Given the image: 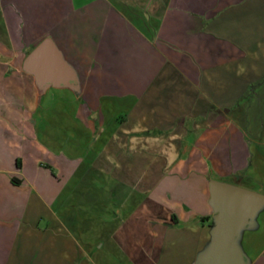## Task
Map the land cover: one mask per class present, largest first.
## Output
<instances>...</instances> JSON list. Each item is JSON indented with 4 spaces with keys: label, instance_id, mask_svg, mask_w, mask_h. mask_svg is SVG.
I'll return each instance as SVG.
<instances>
[{
    "label": "crops",
    "instance_id": "obj_1",
    "mask_svg": "<svg viewBox=\"0 0 264 264\" xmlns=\"http://www.w3.org/2000/svg\"><path fill=\"white\" fill-rule=\"evenodd\" d=\"M212 180L264 197V0H0V264H202ZM235 242L264 264V200Z\"/></svg>",
    "mask_w": 264,
    "mask_h": 264
},
{
    "label": "water",
    "instance_id": "obj_2",
    "mask_svg": "<svg viewBox=\"0 0 264 264\" xmlns=\"http://www.w3.org/2000/svg\"><path fill=\"white\" fill-rule=\"evenodd\" d=\"M23 68L32 73L41 86L74 84L77 77L62 59L51 39L42 40L24 59ZM261 193L236 184L212 180L210 203L215 211L209 250L201 257L202 264H244L236 233L247 224L248 216L263 202Z\"/></svg>",
    "mask_w": 264,
    "mask_h": 264
},
{
    "label": "rangeland",
    "instance_id": "obj_3",
    "mask_svg": "<svg viewBox=\"0 0 264 264\" xmlns=\"http://www.w3.org/2000/svg\"><path fill=\"white\" fill-rule=\"evenodd\" d=\"M53 131H55V132H57V133H61V136L64 138V137H67L68 135H69V131L67 130V128H65V127H58V128H54L53 129ZM63 145V147L65 148V149H67L66 151H68V149L71 147V144L69 143V142H67V143H64V144H62Z\"/></svg>",
    "mask_w": 264,
    "mask_h": 264
}]
</instances>
